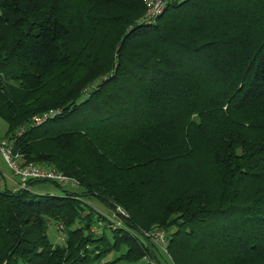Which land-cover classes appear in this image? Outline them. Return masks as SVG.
<instances>
[{
    "label": "trees",
    "instance_id": "1",
    "mask_svg": "<svg viewBox=\"0 0 264 264\" xmlns=\"http://www.w3.org/2000/svg\"><path fill=\"white\" fill-rule=\"evenodd\" d=\"M165 2L0 0L1 138L76 180L13 171L0 264H264V0Z\"/></svg>",
    "mask_w": 264,
    "mask_h": 264
},
{
    "label": "built area",
    "instance_id": "2",
    "mask_svg": "<svg viewBox=\"0 0 264 264\" xmlns=\"http://www.w3.org/2000/svg\"><path fill=\"white\" fill-rule=\"evenodd\" d=\"M145 2V14L142 17V21L152 22L156 19L157 16H159L164 9V4L166 3L165 0H144ZM55 113V110L49 109L46 110V112H43L42 115H34L33 122L32 123H39L46 118H48L49 115H52ZM13 143L12 141H8L5 138L0 137V154L4 157L6 160V163L8 164V167L13 169L15 174H17L20 178V180L24 183L27 178L30 177H43V178H52L55 180H58L60 183H69L72 182L75 183L76 180H73L72 178L68 177L67 175L60 174L59 171L46 166H40V165H34L32 162H26L21 164V156L18 152L13 151ZM118 211H121L124 213V210L121 209L120 206L117 207ZM125 214V213H124ZM116 224L119 223V221L115 222ZM156 238L162 243V246H165L166 238L163 233V231H158L154 234ZM155 264V263H153Z\"/></svg>",
    "mask_w": 264,
    "mask_h": 264
},
{
    "label": "rangeland",
    "instance_id": "3",
    "mask_svg": "<svg viewBox=\"0 0 264 264\" xmlns=\"http://www.w3.org/2000/svg\"><path fill=\"white\" fill-rule=\"evenodd\" d=\"M6 123L7 122L3 118L0 117V137L5 136L6 128H7ZM8 176L9 177L12 176L13 178H16L15 176H13V170L8 167L6 160L0 154V187H4L7 185L11 189V188H16L17 186H19L17 183L9 179ZM31 189L34 190V192L47 191V192L60 193V189L57 186H55V183L51 181L39 182L36 185L35 184L32 185ZM87 201L91 203L92 205H94L96 209L99 211V213L101 212L104 214H110L112 222L117 221L119 219L116 215L111 214V210L104 203L98 202V200L94 198L88 199ZM120 207L121 209H123L122 206ZM124 215H126V213ZM105 228H106L107 234L111 235L112 233L111 228L109 227H105ZM47 230H48V234H49L48 238L50 242H53V243L63 242L62 241L63 231L58 228L54 220H51L50 223L47 224ZM159 243L161 244L160 241ZM117 254H118L117 251H113V252L110 251L104 258H102V260H107L111 258L114 259L117 256ZM146 261H147L146 258H141L140 261H136V262H126L125 260H118L116 264H145ZM98 263L99 261H95L91 264H98Z\"/></svg>",
    "mask_w": 264,
    "mask_h": 264
},
{
    "label": "crops",
    "instance_id": "4",
    "mask_svg": "<svg viewBox=\"0 0 264 264\" xmlns=\"http://www.w3.org/2000/svg\"><path fill=\"white\" fill-rule=\"evenodd\" d=\"M13 176H14V175H13ZM8 177H9V176H8ZM9 179H11L12 181H14V182L16 183L15 178H13L12 176H10Z\"/></svg>",
    "mask_w": 264,
    "mask_h": 264
}]
</instances>
